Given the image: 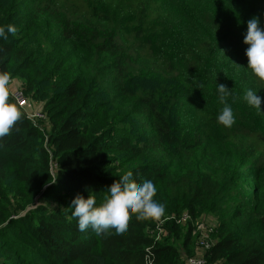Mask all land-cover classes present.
Instances as JSON below:
<instances>
[{"label": "trees", "instance_id": "trees-1", "mask_svg": "<svg viewBox=\"0 0 264 264\" xmlns=\"http://www.w3.org/2000/svg\"><path fill=\"white\" fill-rule=\"evenodd\" d=\"M253 17L264 28V0H0V26L17 28L0 39V72L23 78L50 124L21 111L0 138V264H185L207 211L219 219L211 263L264 264V114L243 100L253 89L264 111L243 43ZM217 84L232 92L231 127L217 122ZM109 102L131 111L132 132L103 118ZM204 147L243 162L232 200L205 172L173 173ZM126 171L154 183L165 214L132 215L122 235L79 231L72 199L90 189L102 203Z\"/></svg>", "mask_w": 264, "mask_h": 264}, {"label": "clouds", "instance_id": "clouds-1", "mask_svg": "<svg viewBox=\"0 0 264 264\" xmlns=\"http://www.w3.org/2000/svg\"><path fill=\"white\" fill-rule=\"evenodd\" d=\"M17 28L8 24L0 26V39H7L8 34L15 35ZM243 43L248 47L245 50L247 69L260 81H264V28L260 20L253 17L247 21ZM11 76L7 72H0V138L7 136L15 123L21 118L22 112L15 103L9 102ZM218 98L224 107L217 115V122L225 127L235 123L231 106L226 102L232 92L223 84H217ZM243 100L255 108L258 114L261 110L262 98L253 89H246ZM85 198L77 194L71 201V217L77 222L79 231L91 229L100 235L111 230L115 235L126 232L129 219L132 215L136 219L159 220L165 214V207L158 203L154 197L157 187L151 180H144L137 184L133 173L126 171L119 176L107 189L103 202L97 204L95 192L88 189Z\"/></svg>", "mask_w": 264, "mask_h": 264}, {"label": "rangeland", "instance_id": "rangeland-1", "mask_svg": "<svg viewBox=\"0 0 264 264\" xmlns=\"http://www.w3.org/2000/svg\"><path fill=\"white\" fill-rule=\"evenodd\" d=\"M136 87H130L139 89L140 83L135 82ZM146 84V83H144ZM26 88L25 82L22 77L19 76H13L11 77L10 81V96L12 97V100L16 105L17 101L15 98L16 92H22L25 96L24 89ZM156 88V87H153ZM163 89V87H161ZM165 91V90H163ZM162 91V92H163ZM159 90L157 91V93ZM27 97V96H26ZM29 107L26 109L18 108L24 112V113H42L44 102L42 100H38L36 98L27 97L26 98ZM110 102L102 107L103 110V118L109 119V123L112 125V127H115V130L120 129H128L131 130L129 132L133 131V115L131 111H129L127 115L126 107H111ZM26 107V106H25ZM161 107L165 108L166 110H169L170 106L168 102H163L161 104ZM39 122L41 127L45 129L46 131H49L50 124L48 118H37L36 122ZM124 157V156H123ZM125 167H130L137 163L135 159H133L132 156H125ZM116 167L120 166L119 161L114 164ZM187 167H193L197 171L205 172L212 176L213 179H215L219 186H220V192L221 197L224 195H227L228 200H232L234 196L239 195V191L241 186L243 187V183H241V175L242 171L244 169V164L241 162L238 158L231 156L230 154L226 152H221L217 149H212L210 147H204L203 149L194 152L192 162L187 164L183 162L182 160L178 163H176L173 166V173H176L179 171V169L183 168L186 169ZM122 170L117 169V173H120ZM175 174H173L174 176ZM248 199V198H247ZM195 225L200 226L198 229L201 234L205 235L209 242H214L217 239V227L219 225V219L211 214L209 211L205 212L203 215L198 217L195 220ZM182 238L178 239L176 243L181 248L182 247Z\"/></svg>", "mask_w": 264, "mask_h": 264}, {"label": "built area", "instance_id": "built-area-1", "mask_svg": "<svg viewBox=\"0 0 264 264\" xmlns=\"http://www.w3.org/2000/svg\"><path fill=\"white\" fill-rule=\"evenodd\" d=\"M17 101V106L19 108L22 109H26L29 107V103L27 101V97L20 91L16 92V94L14 95ZM26 106V107H25ZM27 117L29 119H31L34 123H38V121L36 122L37 118H45V114L43 115L42 113H26ZM190 218L189 214L186 212L183 214V216L179 219H177V221L180 222H186L188 219ZM161 225H162V221L158 224V229L159 233H161ZM200 228V226H197L196 230L194 231L197 232L198 229ZM160 238V235H157V239ZM211 242L208 241L207 237L203 234H201V232H199V236L197 237V242H196V247H197V251L194 255L191 256H187L186 257V263L185 264H220L218 262H214L211 263L209 261V259L205 256V253L207 251V249L210 248L211 246Z\"/></svg>", "mask_w": 264, "mask_h": 264}]
</instances>
